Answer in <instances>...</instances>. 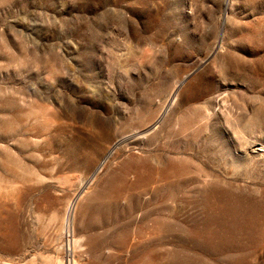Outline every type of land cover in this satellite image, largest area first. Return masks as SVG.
Masks as SVG:
<instances>
[{
    "label": "rangeland",
    "instance_id": "obj_1",
    "mask_svg": "<svg viewBox=\"0 0 264 264\" xmlns=\"http://www.w3.org/2000/svg\"><path fill=\"white\" fill-rule=\"evenodd\" d=\"M0 264H264V0H0Z\"/></svg>",
    "mask_w": 264,
    "mask_h": 264
}]
</instances>
